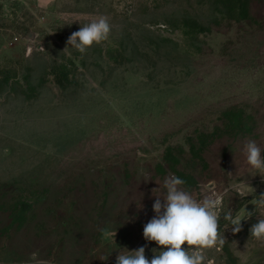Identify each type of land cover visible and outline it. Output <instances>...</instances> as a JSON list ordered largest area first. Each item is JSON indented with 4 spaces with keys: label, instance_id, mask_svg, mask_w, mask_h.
<instances>
[{
    "label": "rangeland",
    "instance_id": "374dc122",
    "mask_svg": "<svg viewBox=\"0 0 264 264\" xmlns=\"http://www.w3.org/2000/svg\"><path fill=\"white\" fill-rule=\"evenodd\" d=\"M100 15L107 40L67 46ZM250 140L264 151V0H0V264L151 260L143 227L173 174L222 196L204 264H264Z\"/></svg>",
    "mask_w": 264,
    "mask_h": 264
},
{
    "label": "clouds",
    "instance_id": "9594fccd",
    "mask_svg": "<svg viewBox=\"0 0 264 264\" xmlns=\"http://www.w3.org/2000/svg\"><path fill=\"white\" fill-rule=\"evenodd\" d=\"M77 21L80 23L79 20L73 22ZM111 30L109 19L100 15L73 32L67 39V46L84 54L94 43L100 44L107 40ZM262 153L264 151L255 141L250 140L244 145L247 164L264 178ZM184 184L185 180L174 174L165 178L164 195L156 196L152 205L155 215L143 227L145 241L155 242L162 246V250L153 249V257L149 260L145 254L146 246L135 250L122 248L123 251H119L116 256V264H204V249L222 247L226 243L224 235L219 231L222 196H205L198 200L183 188ZM157 190L154 188L152 191ZM252 204L255 212L257 208H264V195L256 197ZM254 214L247 211V219ZM223 219L231 224L233 233L242 230V219L234 218L231 210L223 214ZM106 234L114 239L116 231ZM250 234L252 238L264 243V218L251 226ZM25 264H51V261L40 259L38 252H32ZM207 264H213V261L208 260Z\"/></svg>",
    "mask_w": 264,
    "mask_h": 264
}]
</instances>
